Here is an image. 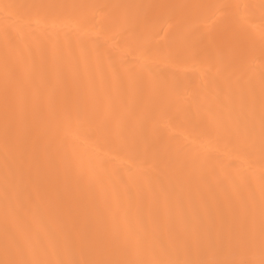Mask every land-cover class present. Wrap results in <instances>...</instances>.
I'll use <instances>...</instances> for the list:
<instances>
[{
    "label": "bare ground",
    "instance_id": "bare-ground-1",
    "mask_svg": "<svg viewBox=\"0 0 264 264\" xmlns=\"http://www.w3.org/2000/svg\"><path fill=\"white\" fill-rule=\"evenodd\" d=\"M262 4L0 0V261L260 264Z\"/></svg>",
    "mask_w": 264,
    "mask_h": 264
},
{
    "label": "snow or ice",
    "instance_id": "snow-or-ice-1",
    "mask_svg": "<svg viewBox=\"0 0 264 264\" xmlns=\"http://www.w3.org/2000/svg\"><path fill=\"white\" fill-rule=\"evenodd\" d=\"M264 8V4L261 5ZM11 79L10 70L6 69V82ZM8 89L6 88V96ZM261 139L264 144V101H262V118H261ZM12 244L17 249L20 258L0 261V264H52V262L39 258L35 255L32 258H24L26 250H31V244L28 241H17L14 237L12 238ZM261 242L262 248H264V190H262V203H261ZM55 264H254L252 261L236 260V259H125L119 261H105V260H83V261H72V260H59ZM260 264H264V259L260 261Z\"/></svg>",
    "mask_w": 264,
    "mask_h": 264
}]
</instances>
